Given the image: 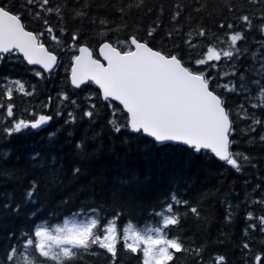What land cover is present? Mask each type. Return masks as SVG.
Wrapping results in <instances>:
<instances>
[{"label": "trees", "instance_id": "trees-1", "mask_svg": "<svg viewBox=\"0 0 264 264\" xmlns=\"http://www.w3.org/2000/svg\"><path fill=\"white\" fill-rule=\"evenodd\" d=\"M0 5L20 15L25 29L58 57L55 69L48 74L28 67L16 52L0 60V129L13 120L31 121L41 114L52 117L40 132L26 129L11 137L0 132V151L10 152L6 161H0V173H10L0 174V262L13 264L6 261L5 254L13 246H22L27 238L35 239L30 234L37 226L52 230L63 227L65 221L84 223L98 218L105 224L116 219L120 229L130 224L146 234L159 226L155 213L171 203L173 195L188 204L174 207L180 222L166 230L169 237L178 238L185 249L203 251L199 256L191 251L177 252L169 264H215L217 256L225 258L224 264H255V255L264 257V232L258 230V220L248 219L249 213L254 217L264 215V204L254 202L264 199V141L260 140L264 123L252 125L251 120L255 115L264 121V108L251 107L252 103L264 102L259 85L252 83L261 79L253 67H259L260 54L264 53V35L259 31L264 22V0H49L43 8L40 0L33 5L25 0H0ZM243 15L249 16L250 25L242 22ZM101 20L107 23L101 25ZM228 24L233 28L228 29ZM200 30L206 35L199 36ZM236 31L244 36L238 42L239 59L196 63L207 55V47H228L222 42L226 34ZM132 37L155 51L176 55L183 66L205 75L210 90L224 101L230 113V151L251 157L250 163L240 160V172L216 161L207 151L196 154L181 145L159 147L142 134L126 129L113 131L111 120L126 122L122 109L103 100L91 83L80 89L71 86L70 69L79 47H88L98 59L97 51L103 43L121 51L132 50ZM37 71L40 76L35 75ZM233 71L236 75H231ZM241 74L246 90L237 87L230 92L222 87L226 83L238 86ZM16 80L33 94L20 93L11 83ZM9 87L11 99L2 95ZM62 95L68 99L61 100ZM9 104L13 105L12 117L7 115ZM86 111L94 115L89 118L84 115ZM69 112L75 121L65 123ZM250 125L256 131H250ZM49 133L57 134L52 146ZM82 139L89 146L86 157L76 154L75 144ZM36 152L62 157L63 171L57 183L49 182L48 169L33 166L30 156ZM74 167L87 172L73 178ZM33 182L37 187L34 202L29 203L25 193ZM114 190L123 193L118 202L113 201ZM189 206L198 209L199 217L188 210ZM116 213H120L118 218ZM250 224H257V230ZM244 243L250 248L244 249ZM75 251L78 258L66 264H143L142 252L133 254L124 249L123 243L117 244L115 258L97 246L88 252ZM29 253L41 264H54L31 248L22 247L17 261Z\"/></svg>", "mask_w": 264, "mask_h": 264}, {"label": "snow or ice", "instance_id": "snow-or-ice-1", "mask_svg": "<svg viewBox=\"0 0 264 264\" xmlns=\"http://www.w3.org/2000/svg\"><path fill=\"white\" fill-rule=\"evenodd\" d=\"M48 2L49 0H40L41 8ZM250 2L256 3V0H250ZM25 3L33 5L37 3V0H25ZM46 11L51 12V9ZM78 15H84V13H78ZM175 18L174 16L173 19ZM240 19L245 25L251 24L247 15H243ZM261 19L264 21V17ZM44 23L48 22L44 21ZM100 23L104 25L107 22L101 20ZM220 27L224 28L225 25H220ZM226 27L232 29L233 25L228 24ZM47 31L52 33L53 29L48 27ZM259 31L264 35V22L259 25ZM152 34V31L148 32L149 36ZM198 34L201 37L206 35L204 30H200ZM53 39L56 37L53 36ZM76 39V35H73L72 40ZM242 39L244 36L239 31L226 34V40L222 43H226L228 47L223 49L207 47V55L197 60L196 63L203 65L209 61H221L222 58L229 61L234 58L239 59L238 42ZM130 44L135 50L121 51L109 43H103L100 53L107 61L106 67L93 59L86 47H80V55L75 56L73 60L71 82L74 87L79 88L86 80H90L102 90L104 100H115L123 105L124 111L128 114L126 122L120 124L116 120H111L109 123L112 124L113 131L119 133L122 129H126L131 133L150 137L157 144L178 143L195 153L208 150L219 161L237 172L242 170L241 159L251 162V157L230 151L232 141L229 136L233 130L230 113L226 110L224 101L210 90V83L205 75L183 66L176 55H165L160 51H155L135 37L131 38ZM14 52L22 53L29 65H39L45 72H50L58 60L55 54L45 50L43 44L37 43V38L32 32L25 30L20 15L0 5V54L12 55ZM3 59L4 56L0 55V60ZM253 71L261 79L254 80L252 83L259 85V95L264 97V53L260 54L259 67H253ZM35 75L40 76L41 73L37 71ZM231 75H236V72L233 71ZM11 83L18 86L20 93L33 94L26 89L22 81L16 80ZM222 87L230 92H235L237 87L246 90L244 75H240L238 86L226 83ZM12 94L11 87L2 93L9 99L12 98ZM255 95L254 93L253 96ZM59 98L68 99L66 95ZM251 107L264 108V102L252 103ZM7 115L8 117L13 116V105L11 104L7 107ZM84 115L91 118L94 114L92 111H86ZM68 116L69 120L65 123L75 121L72 112H69ZM243 118L245 117H241ZM51 119V116L41 114L31 121L13 120L10 126L5 125L0 132L11 137L14 133H20L26 129L39 130ZM251 120L252 125L264 123L255 115L251 117ZM252 125L249 126V130L254 132L256 128ZM56 135V133H49L50 146L54 145ZM260 140L264 141V135L260 136ZM88 147L87 140L82 139L75 144L76 154L86 157ZM9 156V151H0V161H6ZM30 160L33 166L50 171V183L55 184L59 181L63 171L62 157L54 153L45 155L36 152L30 156ZM252 166L255 167V165ZM86 172L87 169L80 167L72 169L73 178L84 175ZM0 174L9 175L10 173L4 170ZM36 187L37 185L33 182L31 188L25 193L26 202H34ZM122 196L123 193L119 190H114L112 193L114 202H118ZM171 201L162 207L161 212L155 213L159 218L157 221L159 226L149 229L146 234L134 230L130 224L120 229L116 219L109 220L105 224H102L98 218L89 219L84 223L69 224L65 221L63 227H56L52 230L37 226L34 233L30 234L34 235L35 239L27 238L22 246L11 247L10 251L5 254V259L13 264H41L32 253L25 255L22 261H17L22 247L24 250L31 248L33 253H38L39 257L52 261L54 264H66L78 258V252L75 250L88 252L92 246L105 250L115 258L118 243H123L124 249L133 254L142 252L143 264H169V261L174 259V254L181 251H191L199 256L203 251L202 248L185 249L178 238L169 237L166 230L180 222L179 214L174 211V207L188 204L187 201H182L175 195L171 197ZM254 202L264 204V199ZM15 210L18 212L19 207ZM188 210L199 217L196 207L189 206ZM74 215L80 214L75 213ZM119 215L120 213H116L117 218ZM230 217L231 212H229ZM248 219L258 220V230L264 232V215L254 217L252 213H249ZM249 227L257 230V224H250ZM243 248L249 249L250 245L244 243ZM262 259L264 257L261 254L255 255V264H261ZM224 260L223 256H217L215 264H224Z\"/></svg>", "mask_w": 264, "mask_h": 264}, {"label": "water", "instance_id": "water-1", "mask_svg": "<svg viewBox=\"0 0 264 264\" xmlns=\"http://www.w3.org/2000/svg\"><path fill=\"white\" fill-rule=\"evenodd\" d=\"M26 30V29H25ZM27 31V30H26ZM33 34V33H32ZM34 35V34H33ZM35 36V35H34ZM37 38V37H36ZM37 43L39 44V41H38V39H37ZM45 47V50H47V51H49L48 49H47V47L46 46H44ZM81 47H84V46H81ZM101 47V46H100ZM80 48V47H79ZM79 48H78V53H77V55H80V53H79ZM87 48V47H86ZM88 50H89V52L92 54V52L90 51V49L88 48ZM132 50H135L134 49V46H132ZM22 59H23V61H24V63L28 66V67H30V68H35V69H38V70H40V71H42L43 73H45V74H48V73H51L54 69H55V67H56V65H57V63H56V65H54V67H53V69L50 71V72H45L44 71V69L43 68H41L39 65H29L28 63H27V61L24 59V57H23V54L22 53H19V52H16ZM0 55H7V54H0ZM76 55V56H77ZM99 56H100V61H98V62H100L101 64H103L105 67L107 66V61L104 59V56L103 55H101V53H100V48H99ZM92 58H93V55H92ZM94 59V58H93ZM74 60V59H73ZM58 61V60H57ZM72 66H73V62H72ZM72 66H71V69H70V75H69V81H70V84H71V86L74 88V89H80V88H82L83 86H85V85H87V84H89V83H91L92 85H94L96 88H97V90L99 91V93H100V95H101V97H102V99L104 100V98H103V93H102V90L99 88V86L98 85H96L94 82H92V81H90V80H86L83 84H81V86L79 87V88H76V87H74L73 85H72V82H71V76H72ZM215 94V93H214ZM110 101H112L113 103H115L116 105H118L121 109H122V111L126 114V115H128L127 113H126V111H124V109H123V105H121L118 101H115V100H111V99H109ZM51 122V120L49 121V123ZM49 123L47 124V125H44L41 129H39V130H33V129H31V130H33V131H35V132H40V131H42L43 129H45L48 125H49ZM130 132V131H129ZM131 133V132H130ZM131 134H135V135H137V133H131ZM143 135V134H142ZM144 136V135H143ZM144 137H146V138H148V139H150L151 141H153L152 140V138H150V137H147V136H144ZM229 139H230V137H229ZM154 142V141H153ZM155 143V142H154ZM157 146H164V145H181V144H178V143H173V142H166V143H164V144H157V143H155ZM181 146H183V147H186V146H184V145H181ZM187 148V147H186ZM202 151H207V152H209V153H211L210 151H208V150H202ZM196 154H199V153H196ZM212 154V153H211ZM212 156L214 157V159L216 160V161H218V162H220V163H224V162H221V161H219L213 154H212Z\"/></svg>", "mask_w": 264, "mask_h": 264}, {"label": "bare ground", "instance_id": "bare-ground-1", "mask_svg": "<svg viewBox=\"0 0 264 264\" xmlns=\"http://www.w3.org/2000/svg\"><path fill=\"white\" fill-rule=\"evenodd\" d=\"M101 46H102V45H101ZM111 46H112V45H111ZM84 47H86V46H84ZM131 47H132V45H131ZM87 48H88V47H87ZM99 48H100V47H99ZM90 51H91V50H90ZM91 52H92V51H91ZM97 52H98V59L94 57L93 53H92V55H93V58H94V59H96V60L100 61V56H99V49H98V51H97Z\"/></svg>", "mask_w": 264, "mask_h": 264}]
</instances>
